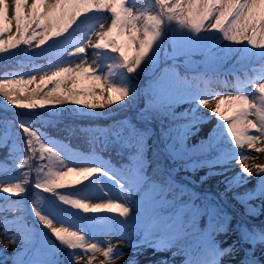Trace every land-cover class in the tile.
I'll use <instances>...</instances> for the list:
<instances>
[{"label":"snow or ice","instance_id":"snow-or-ice-1","mask_svg":"<svg viewBox=\"0 0 264 264\" xmlns=\"http://www.w3.org/2000/svg\"><path fill=\"white\" fill-rule=\"evenodd\" d=\"M152 9L138 11L128 0H11V3L0 0V53L16 49L21 44L41 48L49 41V47L67 43L65 34L70 36L80 29L90 14L94 19L98 15L110 14L107 28L103 22L97 21L92 27L99 30L92 34L86 32L74 53H69L78 55L80 63L72 65L68 62L67 66L58 67L51 74L44 73L39 80L34 75L27 79L0 80V93L10 105H21L20 94L28 85L35 83L36 87L23 97L26 100L22 105L25 109L36 110L39 107L47 111L51 108L50 115L59 116V110L71 103L79 109L75 114L89 116L97 109L132 99L138 92L136 78L143 72H151L144 110L169 121L164 145L167 155L181 162L186 171L202 167L211 169L220 164L221 159L210 158V154L220 149V138L227 136L233 147L223 151V157L235 159L239 156L238 162H244L235 177L223 181L226 191H231L234 182L238 186L239 182H246L244 174H252V168L245 162L248 157L236 149L245 144L248 149H253L258 142L264 141V82L255 84L260 94L257 99H250V95L255 96V93L241 92L217 100L211 114L222 118L223 123H218V128L223 131H219L218 135L210 133L207 143L199 149L200 155L196 156L192 151L195 146L189 148L186 141L200 130L203 118L196 115L197 107L208 105L209 101L198 98L186 86L188 76L182 75L181 68L185 73L197 72L199 65L194 66L191 62L195 55L207 58V71H218L230 55H236L237 59L240 54L259 56L264 60V0H154ZM13 22L15 34H12ZM170 29L173 36L169 41V50L164 41ZM217 34L229 43L213 51ZM92 35L96 37L95 42ZM33 41L36 43L33 44ZM85 45L93 49L91 64L84 56ZM248 46L258 48L259 52H250ZM179 58H183V63ZM105 60L112 61L107 65V72L103 63ZM113 69L119 70V79H115L117 73ZM12 85L21 87H10ZM113 92L117 93L116 99H113ZM181 101L194 105L187 110V117L173 110V106ZM222 105H226L229 115L221 110ZM178 120L185 122L176 123ZM16 129L25 148L33 156L39 155L48 161L36 169L32 187L51 194L58 202L50 203L40 196L41 203L33 202L28 210L34 221L32 227H18L15 223L11 229L5 227L4 234L11 233L10 239L16 244L34 241L32 255L17 264H63L57 260L60 252L57 243L68 250V264H93L97 253L104 257L99 264L119 260L125 254L111 240L106 241V246L100 242H87L84 228H91L92 222L84 221V227L75 223L71 227L64 226L69 223V217L81 212L96 214L101 210L118 214L111 232L124 233L123 238L138 252L143 248L159 252L170 245L187 244V264H221L222 257L236 252L234 245L221 248L209 235L194 231L198 216L205 213L218 218L222 215L221 210L214 204L205 207L197 205L195 199L199 198L198 194H193L187 201L184 199L188 195L187 184L177 183L174 170L162 167L161 154L156 149H150L144 130L129 124L126 129L111 133V142L123 154L119 167L100 158L93 161L92 166L68 167L64 171L54 170L57 162L64 163L54 145L41 142L37 153L33 141H41L43 133L39 128L21 119L16 123ZM253 132L256 134H251ZM256 151H264V148H256ZM45 152L48 154L46 157ZM71 155L79 159L77 153L71 152ZM29 159L25 156L19 167L24 168ZM255 168L258 197L264 199V164L255 165ZM150 171L153 175H149ZM184 179L194 183L188 177ZM199 179L204 182L207 177L200 176ZM27 183L28 174L23 173L19 182L9 183L0 192L24 194ZM112 187L117 191L110 196ZM89 188L100 189L106 202L90 203L94 197L81 196V192ZM60 189H72V192L64 194ZM234 196L241 202L244 197L255 198L251 192L234 193ZM6 211L15 214L24 209L20 201H15ZM220 229L227 231L226 223L221 224ZM130 230L140 234L135 244ZM240 239L249 247L245 250V259L239 264H264V228L259 231L242 230ZM258 246L261 248L260 257L257 256ZM87 253L92 254L84 261V254ZM129 264L133 262L129 261ZM158 264L168 262L161 260Z\"/></svg>","mask_w":264,"mask_h":264},{"label":"rangeland","instance_id":"rangeland-1","mask_svg":"<svg viewBox=\"0 0 264 264\" xmlns=\"http://www.w3.org/2000/svg\"><path fill=\"white\" fill-rule=\"evenodd\" d=\"M128 2L133 4L136 10L141 11V12L153 10L152 5L154 4V0H128ZM9 3H11V0H9ZM103 18H104L103 23L105 24V28H107V26L110 24V14H107V13L103 14ZM90 22L94 23V21H90ZM98 30L99 28L97 27L95 31H98ZM12 34H15L14 22L12 26ZM4 38L6 39L7 36H5ZM92 40L93 42H95L96 40L95 35H92ZM35 43L36 42L34 41L33 44ZM228 43L229 42L223 40V42L220 43V45L215 47L213 50L218 51L222 49ZM85 47H86V53L84 54V56H86L87 63L91 64L94 59L93 49L88 45H85ZM248 47H249L250 52H257V53L259 52L258 48H254L252 46H248ZM31 50L41 52V51L48 50V48L47 46H44V47L41 46V48L30 47V51ZM70 50H71V53H74L75 46L71 45ZM254 58H255L254 56L246 57L243 54H240L239 59H237L236 55H230L229 57L225 58V60L222 62V65L218 71L198 72L197 74H193V73L184 74L182 72L181 73L182 75L188 76L187 82L189 84H191L192 82H196L199 85L206 87L209 90V93H212V95L208 97H204V98L199 97L200 99H207L209 103L211 102L216 103L220 97H226L229 95H238L241 92H246L250 94L255 93V96L250 95V99H257L260 94L258 93V90L255 88V84L264 82V79H261V77H264V76L260 74L258 75L257 69L263 66L264 62L258 61V62L252 63L254 62ZM80 60L81 58L78 55H74L69 62L72 65H75L77 63H80ZM191 61L206 64L207 58L205 57L202 59H197L195 55L191 58ZM247 63H252V64H250L247 68H245V64ZM67 64L68 63H66L62 67L67 66ZM107 71H108V68L106 66L105 72ZM113 71H116V73L119 72V70L117 69H113ZM46 72L48 74H51L52 71H44L43 73L36 75L37 80H39V77L41 75H44V73ZM249 81H251L252 83H249ZM224 85L228 86V88L224 89L223 88ZM13 86L14 85L10 87H13ZM6 87H9V86H6ZM18 87H21V86H18ZM35 87H36L35 83L32 85H28L27 88L25 89V92H22L21 94H25ZM136 87H137V84H136ZM0 97H2L1 94H0ZM213 97H215V99H213ZM133 98L126 101L128 105L126 107H123V109H126L129 106H132ZM21 103H26V100L22 99ZM0 104H6V102H0ZM193 106L194 105L192 103L181 101L173 106V110L175 113L183 114L184 116L187 117L189 116V113L187 110L192 108ZM200 107L201 105L197 107V112H196L197 116H200L203 118L200 125L201 126L212 125V126L208 133L203 134V133L196 132L195 135H192L187 138L186 143L188 147L192 148V146H195V148H192V151L194 155L196 156L200 155L199 149L201 148L203 144L207 143L208 140L206 139L208 138L209 134L213 132V129L218 124V121L222 119V118H218L217 116L211 114V108H214L215 104L207 112L199 109ZM36 110H44V109H41L38 107ZM78 110L79 109L77 106L67 104L63 106L59 111H60V114H69L73 112L77 113ZM221 110L225 111V114L228 115V112L226 111V105H222ZM51 111L52 109L48 108L46 112H51ZM111 112L112 111L93 112L92 114L102 113L105 115H109ZM54 117L59 118L60 115L54 116ZM164 122H167V121L164 120ZM178 122L179 121H176V123ZM184 122L185 121L183 120L181 123H184ZM123 128L120 130H123ZM193 131L195 132V128H193ZM251 134H256V133L253 132ZM16 137L17 135L13 136V138H16ZM146 140H147V144L149 145L150 149H152L155 145L157 147L156 150L160 152L162 167L165 169L174 170L173 175L178 177V180H176L177 183L184 182L183 180H180L181 177L183 178L188 177L190 181H194V183H191L194 193L199 195L201 190H210V197L213 199L214 205L218 206L222 213V215L218 217L217 219L211 217L212 223H213L209 231L211 233L210 234L211 238L214 239L221 248H226L230 245L228 243V240L230 239V237L238 236L236 237V240L240 244L241 251L236 253V256L233 257L232 263L230 264H239L241 260L245 259V250L249 247V245L244 243L240 239V235H239L240 230L238 229L237 224H236L237 216L245 218V219L250 218L252 220L253 219L256 220L264 215V199L259 198L256 195V191H255L256 187L258 186V177L256 175L257 169L255 168V165L264 164V151L257 152L256 148H264V141L258 142L255 148L253 149H248L246 144L242 147L243 150H245V153H243V155L248 157V159L245 162L248 164L250 168H252V174L250 176L248 174H244V176L246 177V182H239L238 186L236 182H234L232 190L226 191V185L224 183L222 187H210L206 184V182H208L210 179H213V178H219L223 182L225 179H231L235 177L236 174L239 173L240 170L242 169L243 163H244V162H238L239 156L233 160L218 164L211 169H209L208 167L198 168V169L203 170L201 176L207 177V179L204 182H201L199 178H196L191 173V172H195L196 170L186 171L183 168L181 162L169 159L167 153L165 152V149L159 145L161 143L159 138H156V136H152V138H150V143H149V138H147ZM49 146H53V145L49 144ZM54 146L60 152L61 159L64 160L63 164H60L59 162H57V167L54 170L62 169L66 171L68 167L92 166V162L96 160L93 154H83L81 152L73 151L71 147L65 143H60L59 146L57 145H54ZM71 152L77 153L79 156V159H77L76 157H73L71 155ZM148 155L151 156V151L148 152ZM24 157L16 161L12 167L8 165L7 166L0 165V189L7 186L9 183L19 182L22 179V174L26 172L28 167H30V175H29L28 183H27V191L24 194L17 195L19 196V199H15L13 201V202L20 201V203H23L24 206L27 207V209H30V204L27 202L28 200L26 199L27 198L26 194L30 192L31 187L33 183L35 182V179L33 181V177L31 176V173H32L31 167L33 168L32 157L28 155V157H30L29 159L30 162H28V164L26 165V169H23L21 174L15 177H10L9 175V177L3 178L7 174H9L13 168L14 169L18 168L19 165L23 162ZM69 161H75V162L70 163ZM176 169H179V171L178 172L175 171ZM44 170L47 171V168ZM210 173H214V174H210ZM12 175H16V173L12 172ZM149 175H153V173L150 171ZM104 183L105 185H108L107 181H104ZM188 183L190 182L188 181ZM98 190L101 195L99 193L92 194L88 192L87 196L94 197L93 199L90 200V203L106 202V200L103 199V193L101 192L100 189ZM105 190L107 191L108 189H105ZM116 191L117 189L112 187L111 190L109 191V195L110 196L115 195ZM249 192L253 193L255 198L248 199L247 197H244V201L241 202L240 200L236 199L234 196V193L244 194V193H249ZM194 193H192L191 196ZM44 194L46 197L48 193H44ZM4 196L10 197L12 195L4 194ZM187 196L189 197V195ZM187 196L184 197L185 200ZM223 204L229 206L230 209L235 210L237 213H235L234 215L228 211L225 212V210H223L225 209L224 208L225 206L223 207ZM8 207L3 206L0 203V264H17L18 261L22 259L26 260L32 255V248H33L34 241L28 242V243L16 244L10 239L11 233L4 234V229L5 227L11 229L13 227V223H15L18 227H24V226L32 227L33 224L30 223V219L28 218L25 219L24 224H23L19 218H15V216L14 217L8 216V214H10L9 212L6 211ZM24 214H26V211L20 215L19 213L16 215H18L17 217H20ZM82 214L83 216H86V217L94 215V216H99L100 218L106 217L110 220V223L108 221L101 222V223H94L93 226L91 227L92 230L88 228H84L85 234L88 238L87 239L88 243L100 242L104 244V246H106V241L111 240V243L115 245L117 248H119L120 251H122L125 254L119 260L112 261L110 262V264H129V261L133 262V264H158L159 257L161 255L165 256L166 259L164 261H167L168 264H187V260L189 259V252L186 251L187 244L170 245L167 247L166 250L159 251V252L155 251L152 248H143L138 252L135 247L129 246L127 240L123 238L124 233L111 232V229L114 227V223H113L114 218L118 214H109L107 211L99 212L96 214H93V213H87V214L82 213ZM204 214L205 213H202L200 216L197 217L194 231L202 232L205 234L204 225L206 223L207 217L205 218ZM72 221L74 223H82L77 226L84 227V220L80 222L79 218L74 216ZM224 222L226 223L227 231H221L220 229V225ZM56 225L60 226L59 223H57ZM64 226L71 227L66 224ZM91 231L94 234L91 233ZM105 233H108V234H105ZM130 237L133 241V244H135L140 239V234L136 231L130 230ZM60 251L64 252V248L61 247ZM91 254L92 253L84 254V261H86L88 255H91ZM181 255H185V260L180 258ZM260 255H261V248L260 246H258L257 256L260 257ZM229 256L230 255L222 257L221 264H229L227 260ZM59 257H57V260L62 261L63 258H59ZM102 259H104V257L101 254L97 253L96 259L94 260L93 264H99L100 260ZM235 260H237V263H235ZM65 264H68V261Z\"/></svg>","mask_w":264,"mask_h":264},{"label":"trees","instance_id":"trees-1","mask_svg":"<svg viewBox=\"0 0 264 264\" xmlns=\"http://www.w3.org/2000/svg\"><path fill=\"white\" fill-rule=\"evenodd\" d=\"M81 32L82 31L78 30L76 32H72L70 36L67 35L68 42L77 40L79 38L78 35H80ZM67 43L62 42L55 47H49V45L51 44V41H49L46 45H44L47 46L48 50L41 52L33 51L32 53L30 52V46L21 44L16 49H11L7 52L0 53V80L6 78L10 79L19 74L26 75L29 73V69L32 67L40 65H50L53 62L61 60L60 54L62 53V49ZM150 75L151 72H143L138 76V81L140 82L141 86L144 87V93L142 92V95L133 99L132 106L129 109L122 110L110 115L79 116L78 114H73L55 118L54 116L50 115L51 112H38L36 110H28L25 109L22 106L23 103H21V105L17 106L12 105L10 107H0V127L3 128V131L5 129L11 130L13 136L17 135L18 142L21 145H24L23 139L20 135L17 134L16 129V123L21 119L29 121V123L33 124V126L36 128L49 131L52 135L56 132L61 135H65L70 132V130L82 132L81 130L84 128L93 129L106 128L108 126L116 127L120 122L124 121L125 119H129L134 123V126L137 129L145 131L146 139L148 138L150 133L156 131L159 133L161 142L165 144L164 135L165 130L168 128V126H170V124L167 123L169 121L164 119L159 114L144 110L146 105L145 91H147L148 82H150L149 80H151ZM13 87L18 86L14 85ZM0 94L2 95V93ZM20 95L23 99L26 93ZM0 102L7 103L6 98H4L3 95L2 97H0ZM69 104L73 105L71 103ZM144 116L151 118V121L144 122L139 119L140 117ZM164 120H166L167 122H164ZM49 121H51V123H49ZM45 133L48 134L47 132ZM42 139H46V136H44ZM9 150V145L1 146V154H4ZM216 151H220V149ZM18 152L22 153V150ZM257 189V191L259 192V186ZM244 225L247 226L249 224L248 222H246Z\"/></svg>","mask_w":264,"mask_h":264},{"label":"bare ground","instance_id":"bare-ground-1","mask_svg":"<svg viewBox=\"0 0 264 264\" xmlns=\"http://www.w3.org/2000/svg\"><path fill=\"white\" fill-rule=\"evenodd\" d=\"M228 86H223L224 89H227ZM112 96H113V99H116L117 97V94L115 92L112 93ZM128 103L127 102H118V103H115V104H112V105H109L107 107H105L104 109H97L95 110L94 112H107V111H114L116 109H119L121 107H123L124 105H127ZM215 103L211 102V103H208V105H201V107L199 109L201 110H204L205 112H207L208 110H210V108L214 105ZM211 126L212 125H208V126H201L199 125V128L200 130L198 131L199 133H208L209 130L211 129ZM152 149H156L155 146L152 148ZM202 169H197L195 172H191L193 176H195L196 178H200V176L202 175ZM206 184L210 187H222L223 186V182L219 179V178H213V179H210L208 182H206ZM27 191V190H26ZM20 206L24 209L25 206L23 203H20ZM103 211H107V210H101V212ZM24 212V211H23ZM18 213H22V212H17L15 214L13 213H10L8 214V216H11V217H14L16 214ZM57 227H59L58 225H56ZM236 237L237 236H231L230 239L228 240V243L230 245H234L235 248H236V252L232 255L229 256V258L227 259L229 264L232 263V260H233V257L236 256V253L240 252V244L237 242L236 240ZM181 259H184L185 260V255H181L180 257ZM165 256L164 255H161L159 257V261L161 260H165ZM235 263H237V260H235Z\"/></svg>","mask_w":264,"mask_h":264}]
</instances>
